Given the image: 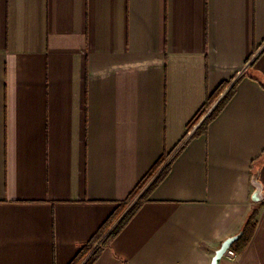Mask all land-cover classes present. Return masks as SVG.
I'll return each mask as SVG.
<instances>
[{"label":"crops","instance_id":"0c3cea01","mask_svg":"<svg viewBox=\"0 0 264 264\" xmlns=\"http://www.w3.org/2000/svg\"><path fill=\"white\" fill-rule=\"evenodd\" d=\"M261 83L264 0H0V264H69L165 152L92 264H210L258 203L254 179L255 231L219 264H264Z\"/></svg>","mask_w":264,"mask_h":264},{"label":"trees","instance_id":"16d2710c","mask_svg":"<svg viewBox=\"0 0 264 264\" xmlns=\"http://www.w3.org/2000/svg\"><path fill=\"white\" fill-rule=\"evenodd\" d=\"M236 83L237 80L233 83L232 79L224 80L212 92L207 94L204 104L188 124V129L198 122L200 118L206 113L207 109L210 108L219 97L220 98L200 121L198 126L192 132L190 138L206 133L208 124L218 115V113L223 109L225 104L234 94ZM261 84L264 87V83ZM169 155L170 152H165L159 157V159H157V161L150 168L149 172L141 179V181H139L130 194L124 200L118 203L115 210L102 223L93 236L87 242L81 244L77 254L69 262V264H92L97 259L102 248L109 244L112 238H114L120 232V230L127 224L130 218L147 199L148 192L153 189L168 173L171 164V159L168 160ZM153 175H155L153 180L139 195V192L143 189L144 184ZM134 197H136L135 201L131 204L127 211L123 213L122 210L124 209L127 202H129ZM261 205L262 203L258 202L255 203V205L251 208L240 230L241 236L230 246V248L234 250L236 254L241 253L248 245L257 226L258 210Z\"/></svg>","mask_w":264,"mask_h":264},{"label":"water","instance_id":"95a60500","mask_svg":"<svg viewBox=\"0 0 264 264\" xmlns=\"http://www.w3.org/2000/svg\"><path fill=\"white\" fill-rule=\"evenodd\" d=\"M253 185L255 187V190L252 194V200L254 202H259L262 199V193H261L262 186L257 181V179H254ZM240 236H241V232L239 231V233L232 235L230 237H227L225 240H223L220 246L214 251L210 264H219L221 258L224 256L226 251L230 248L232 243L236 241Z\"/></svg>","mask_w":264,"mask_h":264},{"label":"rangeland","instance_id":"374dc122","mask_svg":"<svg viewBox=\"0 0 264 264\" xmlns=\"http://www.w3.org/2000/svg\"><path fill=\"white\" fill-rule=\"evenodd\" d=\"M221 96H222V94H221ZM219 98H220V97H219ZM219 98H218V99H219ZM218 99H217V100H218ZM217 100H216V101H217ZM216 101L213 103L212 106H214V104L216 103ZM212 106H211L210 108H212ZM210 108L207 109L206 113H205L200 119H202V118H203V117H204V116L210 111ZM198 122H200V121H198ZM198 122H196L194 125H192V127L195 126ZM192 127H191V128H192ZM191 128H190V129H191ZM190 129H189V130H190ZM147 182H148V181H147ZM147 182H146V183H147ZM146 183L144 184V187H145ZM135 199H136V197L132 198L129 202H127V204L125 205L124 209L122 210L123 213L127 211V209H128V208L131 206V204L135 201ZM122 212H121V213H122Z\"/></svg>","mask_w":264,"mask_h":264},{"label":"built area","instance_id":"2783aa9c","mask_svg":"<svg viewBox=\"0 0 264 264\" xmlns=\"http://www.w3.org/2000/svg\"><path fill=\"white\" fill-rule=\"evenodd\" d=\"M225 255H227V256L233 258V257H235L237 254L235 253L234 250H232L231 248H229V249L226 251Z\"/></svg>","mask_w":264,"mask_h":264}]
</instances>
